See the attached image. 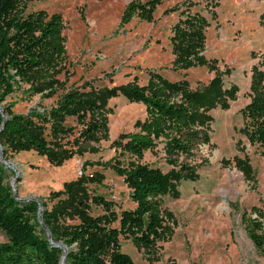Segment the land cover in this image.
I'll return each mask as SVG.
<instances>
[{"label":"rangeland","instance_id":"obj_1","mask_svg":"<svg viewBox=\"0 0 264 264\" xmlns=\"http://www.w3.org/2000/svg\"><path fill=\"white\" fill-rule=\"evenodd\" d=\"M132 1H18L21 12L60 15L65 54L56 66L36 74L7 98V105L15 114L45 113L73 91L128 84L145 87L154 74L170 82L186 80L196 91L216 74L222 75L225 89L237 87L236 99L228 102L227 110L205 111L211 121L193 128L208 143L201 141L186 152L176 151L172 139L178 135L165 133L139 161L162 174L181 168L196 171V181H182L177 185L179 196H166L159 205L168 237L156 239L147 248L120 235L118 245L133 264H264V251L255 248L243 224L244 215L256 218L258 213L264 223V146L250 142L242 133V110L252 97V70L264 71V0H158L151 22L133 17L121 26L122 14ZM180 11L185 16L198 12L209 21L203 55L217 61V72L206 67L172 68L171 29L181 19ZM108 108L106 139H85V124L74 117L65 119V133L58 137L51 135L49 125H42L45 139L58 156L72 155L61 166L35 151L10 150L6 162L14 169L6 168V182L13 186L17 173L16 197L47 200L51 206L55 201L47 199L49 195L62 192L64 184L79 178L81 172L90 196L113 202L116 212L134 209L130 189L113 165L129 159L120 136L139 131L137 123L147 122L148 114L145 106L121 96L111 99ZM115 141L121 142L117 150ZM89 203L91 215L103 214L100 207ZM6 240L0 231V243Z\"/></svg>","mask_w":264,"mask_h":264},{"label":"trees","instance_id":"obj_2","mask_svg":"<svg viewBox=\"0 0 264 264\" xmlns=\"http://www.w3.org/2000/svg\"><path fill=\"white\" fill-rule=\"evenodd\" d=\"M18 1L0 0V105L7 116L4 119L0 113L3 158L8 161L10 150L35 151L61 166L72 155L59 157L45 139L42 125H49L51 135L58 137L65 133L62 125L65 119L74 117L85 124L83 137L97 141L107 138L106 116L111 114L108 108L111 99L121 96L145 106L148 121L137 123L139 131L120 136L126 143L129 159L120 166L113 165V170L130 189L134 209L116 212L113 202L99 195L90 196L82 173L76 180L64 184L62 192L49 195L47 199L55 201L51 206L47 200L40 199L42 222L51 241L67 249L64 264H133L131 257L120 250L119 236L131 237L137 247L147 248L152 247L156 239L168 237L170 232L163 225L164 211L159 208L162 199L177 198L179 183L198 179L196 171L181 168L179 172L162 174L139 161L165 133L178 135L172 139L176 151L186 152L201 141L208 143L207 138L193 128L204 127L211 121L205 111L227 110L228 102L236 99L237 87L231 85L225 89L222 75L216 74L207 86L193 91L186 80L170 82L154 74L145 87L128 84L73 91L45 113L15 114L7 105V98L31 82L36 74L56 66L65 54L60 15L21 12ZM159 2L132 1L123 12L120 25L129 23L133 17L151 22ZM175 11L176 8L169 12ZM179 14L181 19L171 29L172 68L206 67L209 72H217V61L203 55L209 21L198 12L185 16L180 11ZM215 16L212 12V17ZM250 90L251 101L242 110V133L250 142L264 146V71L253 68ZM113 145L117 150L121 142L115 141ZM7 177L6 167L0 162V231L7 238L0 243V264H61L63 251L49 243L39 223L38 204L17 201L13 187L6 182ZM89 202L100 207L103 214L91 215ZM258 214L256 218L244 215L243 224L255 248L264 251V223ZM165 216H169L168 212Z\"/></svg>","mask_w":264,"mask_h":264},{"label":"water","instance_id":"obj_3","mask_svg":"<svg viewBox=\"0 0 264 264\" xmlns=\"http://www.w3.org/2000/svg\"><path fill=\"white\" fill-rule=\"evenodd\" d=\"M0 113H1V115L3 116V118L6 119L7 116H6L5 112H4V110L2 109L1 105H0ZM2 126H3V125H2ZM1 128H2V127H1ZM0 162L6 167L7 162H6L5 159L3 158V154H2V149H1V148H0ZM17 179H18V175H17V173H15V174H14V177H13V186H12V187H13V195H14V197H15L16 200L19 201V202H23V203H24V202L32 201V202H35V203L38 204V207H39V212H38L39 223H40L42 229L44 230V232L46 233L47 238H48V241H49V243L51 244V246L56 247V248H59V249H62V251H63V255H62V261H61V264H64V262H65V256H66V254H67V249H66V247L63 246L61 243H56V244H55V243H53V242L51 241V235H50L48 229L46 228V226H45V225L43 224V222H42V217H41V215H42L41 201H40L39 199H37V198H34V197H29V198H25V199L17 198V197H16V194H15V189H14V185H15Z\"/></svg>","mask_w":264,"mask_h":264},{"label":"bare ground","instance_id":"obj_4","mask_svg":"<svg viewBox=\"0 0 264 264\" xmlns=\"http://www.w3.org/2000/svg\"><path fill=\"white\" fill-rule=\"evenodd\" d=\"M6 168L13 170V165H10L9 163L6 164Z\"/></svg>","mask_w":264,"mask_h":264},{"label":"built area","instance_id":"obj_5","mask_svg":"<svg viewBox=\"0 0 264 264\" xmlns=\"http://www.w3.org/2000/svg\"><path fill=\"white\" fill-rule=\"evenodd\" d=\"M79 174H80L79 176H81V172Z\"/></svg>","mask_w":264,"mask_h":264}]
</instances>
